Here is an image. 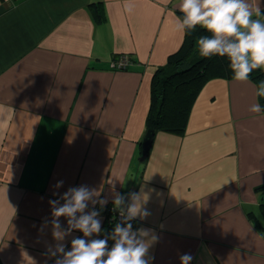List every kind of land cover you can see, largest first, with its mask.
<instances>
[{"label": "crops", "instance_id": "0c3cea01", "mask_svg": "<svg viewBox=\"0 0 264 264\" xmlns=\"http://www.w3.org/2000/svg\"><path fill=\"white\" fill-rule=\"evenodd\" d=\"M261 10L264 0H0L2 264H264L252 79L208 80L185 130H157L140 160L155 70L184 40L179 11L222 37L261 24L249 18ZM256 41L264 54V28ZM122 197L115 230L104 210Z\"/></svg>", "mask_w": 264, "mask_h": 264}, {"label": "trees", "instance_id": "16d2710c", "mask_svg": "<svg viewBox=\"0 0 264 264\" xmlns=\"http://www.w3.org/2000/svg\"><path fill=\"white\" fill-rule=\"evenodd\" d=\"M89 5L95 19L101 20L104 17L102 4L91 2ZM229 11H234V4L219 8L212 14L219 16ZM261 14L264 17V10L249 18ZM179 15L184 25V40L167 62L155 70L147 129L183 132L201 87L212 78L228 79L239 73H244L256 83L259 103L264 110V54L256 41L258 31L264 28V19L256 27L236 28L218 37L211 24L195 20L183 11H179ZM124 199L122 197L116 206L108 205L104 210L106 221L116 226L115 230L127 219L126 207L122 206L128 200ZM262 209L263 218H255L259 228L264 230V206Z\"/></svg>", "mask_w": 264, "mask_h": 264}, {"label": "water", "instance_id": "95a60500", "mask_svg": "<svg viewBox=\"0 0 264 264\" xmlns=\"http://www.w3.org/2000/svg\"><path fill=\"white\" fill-rule=\"evenodd\" d=\"M156 130L154 128H148L141 140V145H142V155L140 157V160H144L148 152L151 148L154 136H155ZM263 199V198H262Z\"/></svg>", "mask_w": 264, "mask_h": 264}, {"label": "built area", "instance_id": "2783aa9c", "mask_svg": "<svg viewBox=\"0 0 264 264\" xmlns=\"http://www.w3.org/2000/svg\"><path fill=\"white\" fill-rule=\"evenodd\" d=\"M128 62H129L128 56L122 55L116 60V62L113 64V66L118 67V68H124L127 66Z\"/></svg>", "mask_w": 264, "mask_h": 264}]
</instances>
